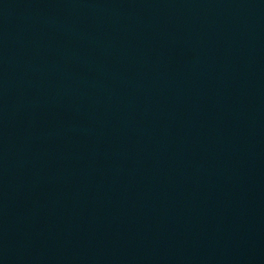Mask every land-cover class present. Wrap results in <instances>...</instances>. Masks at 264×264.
<instances>
[{
    "label": "water",
    "instance_id": "95a60500",
    "mask_svg": "<svg viewBox=\"0 0 264 264\" xmlns=\"http://www.w3.org/2000/svg\"><path fill=\"white\" fill-rule=\"evenodd\" d=\"M0 264H264V0H0Z\"/></svg>",
    "mask_w": 264,
    "mask_h": 264
}]
</instances>
